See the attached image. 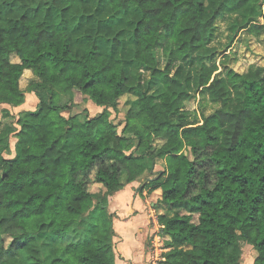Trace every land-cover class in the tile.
Here are the masks:
<instances>
[{"label": "trees", "instance_id": "obj_1", "mask_svg": "<svg viewBox=\"0 0 264 264\" xmlns=\"http://www.w3.org/2000/svg\"><path fill=\"white\" fill-rule=\"evenodd\" d=\"M263 3L0 0V106L39 100L18 127L0 118V264H116V215L91 190L111 196L135 182L162 190L173 211L158 218L163 264H241V241L264 264V66L220 76L212 47L219 18ZM122 42L118 56L107 53ZM137 68L150 80L131 92ZM26 72L34 78L22 89ZM192 82L214 105L200 124L186 110ZM78 94L102 112L75 113Z\"/></svg>", "mask_w": 264, "mask_h": 264}, {"label": "rangeland", "instance_id": "obj_2", "mask_svg": "<svg viewBox=\"0 0 264 264\" xmlns=\"http://www.w3.org/2000/svg\"><path fill=\"white\" fill-rule=\"evenodd\" d=\"M245 25L249 26H246V28L244 29H240V27H244ZM254 25H257L259 27V30L251 32L250 28ZM215 26L216 28L212 47H215L219 51V54L214 61L219 66L218 73L220 76H225L229 69H234L239 73H245L249 70V68L253 66H264V3L262 5V9H259V7L255 6L250 9L242 10L234 15L219 18L216 21ZM109 36L111 42L114 39H119L117 30H114L113 32L110 31ZM120 41H124V38H120ZM72 43L73 51L76 54L83 51L81 48L80 40L73 39ZM124 46V42H122L120 48L115 46V49L111 51L108 49L107 53L112 56H118V52L122 51ZM127 46L131 47L129 42ZM195 69H197V67ZM188 72L189 68L185 72V78L194 77L193 72H191L190 74ZM133 73L134 76L131 79L129 90L131 92L135 91L136 89L146 90L148 88V83L150 80V72H147L145 69L137 68L135 71H133ZM33 78L34 77L32 73L26 72L21 80L22 89H26L33 81ZM152 91H155V89H153ZM190 93L191 98L186 103L188 120L191 124H200L202 123L204 115L207 116L212 113V111L214 110V105L208 102L206 96L201 95L196 84H194L193 82L191 84ZM128 99H130V97L127 96L120 101L118 111L112 110L111 119L115 123L124 122L128 110V107L126 106V102ZM77 103L79 104V106L74 109L75 113L77 111L81 112L84 108H87L89 110L90 117H94L97 114L101 113L103 110L102 108L100 109L99 107L93 105L91 102L84 103L83 97L80 94L77 95ZM38 104L39 100L36 95L34 93H28L26 95V102L21 107L13 108L10 106L1 105L0 118L3 125L13 124L14 127H18L17 121L19 119L20 113L22 111H35L37 110ZM5 110H8L10 113V116L8 118L5 117ZM65 115L68 117L70 113L67 112L65 113ZM83 118H81V120H83ZM17 142L18 139L15 137V135H12L10 139L11 154L5 155L6 158L14 159L16 157ZM134 153L140 155L141 153H143V151L136 149ZM185 153L188 156H191L189 148L186 149ZM145 161L150 164L151 160L149 158H146ZM154 169L157 172L162 171L164 169L163 162L160 161L154 167ZM140 187L136 192L144 190L141 182ZM91 191L92 195H94V198L96 199L107 197L110 201L109 210L111 211V213L114 212V210L118 206V204L116 203L118 196L117 194L109 198L106 189L102 185H94ZM152 202L155 203V207L151 206ZM119 209L117 208V211ZM152 210H154V212ZM160 212H162L161 215H169L173 213V211L169 210L168 206L163 207L161 205L160 198L158 199L157 196H154V199L149 200L143 213L145 214V216L154 215V217H149L148 221L145 220V222L147 223L144 226V230L142 229L140 231H138L137 228V225L140 223L133 222V220L125 221L126 217L121 214L122 212H119L120 216H117V218L122 223H118L117 226L121 231L124 240L123 237H116L114 240L115 252L116 256L118 257V264H131L126 262V259L122 257L119 250L123 251L128 256L133 255V252H138L141 259L135 264L164 263V258L162 255L163 253L168 252L169 249L165 248V240L161 237L160 234V225L158 222ZM123 241L124 243L121 247L120 245ZM46 243H48L49 246L51 242L49 241ZM238 248L241 251V264H254L257 253L253 246H251L247 242L241 241ZM135 258L137 259L138 256H135Z\"/></svg>", "mask_w": 264, "mask_h": 264}, {"label": "crops", "instance_id": "obj_3", "mask_svg": "<svg viewBox=\"0 0 264 264\" xmlns=\"http://www.w3.org/2000/svg\"><path fill=\"white\" fill-rule=\"evenodd\" d=\"M97 185H100V184H96L95 186H97ZM139 187H140V182H135V183L128 185L122 191L115 193L118 195L117 196V202H116L118 204V206L116 207V209L113 212L116 215V218L114 220V228H115V231L117 233V237H123L121 231L118 229V226H117L118 223H122L117 218V216H120L119 212H122L121 214H123L126 217L125 221L133 220V222L140 223L137 225L138 231H140L142 229L144 230V226L147 223V222H145V220L148 221L149 217H152V218L154 217V215H149V216L146 215L145 216V214H143L144 210L146 209V205L148 204L149 200L154 199V196H157L158 199L160 198L162 200V190H155L154 192L150 193L149 187L142 185V187H144V190L143 191L140 190V191L136 192L137 189H139ZM115 194L109 196V198H111ZM120 200H121V202H120ZM109 205H110V201H109ZM161 205L163 207H166V205H164L162 203H161ZM151 206L155 207V203L152 202ZM117 208L118 209L120 208V209L117 211ZM152 211L154 212V210H152ZM161 213L162 212H160L159 216L161 215ZM125 221H123V222H125ZM154 223H155V220H154ZM123 240H124V237H123ZM123 243H124V241L121 243V245H120L121 247H122ZM119 252L122 255V257L126 259L127 263L135 264V263L139 262L141 259L139 257L138 252H133V255H130V256H128L127 254H125L121 250H119ZM135 256H138V258L136 259ZM115 257H117L116 252H115ZM115 263L118 264V257L115 258Z\"/></svg>", "mask_w": 264, "mask_h": 264}]
</instances>
